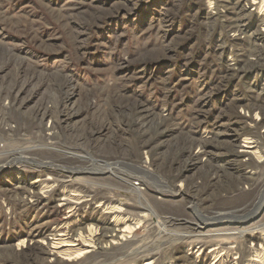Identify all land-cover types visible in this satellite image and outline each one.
<instances>
[{
  "label": "rangeland",
  "instance_id": "374dc122",
  "mask_svg": "<svg viewBox=\"0 0 264 264\" xmlns=\"http://www.w3.org/2000/svg\"><path fill=\"white\" fill-rule=\"evenodd\" d=\"M263 189L264 0H0V264H264Z\"/></svg>",
  "mask_w": 264,
  "mask_h": 264
},
{
  "label": "bare ground",
  "instance_id": "6f19581e",
  "mask_svg": "<svg viewBox=\"0 0 264 264\" xmlns=\"http://www.w3.org/2000/svg\"><path fill=\"white\" fill-rule=\"evenodd\" d=\"M104 168L105 169H103L102 171H106L107 173H110L111 175L118 176V177L122 178L121 175L119 173H117L119 166L107 165ZM82 171H86V170H84V169H80V171L78 170V172H82ZM99 173H101V171H99ZM193 209H194L195 216L198 219L202 220L203 226L205 228L215 227V226H219V225L221 226L224 224L243 226V225H246L247 223L254 222L259 217L261 212L263 211V209H264V189L261 192L260 196L258 197L256 203L254 204V207L251 209L247 218H244L241 221L236 216H233L232 214H228V213L216 216L215 220H214V218H213V220H211V219L209 220V219H206L205 217H203L202 214H199L197 211H195L196 210L195 207ZM262 229H264V225L263 226H255V227H252V228H249L246 230H241V231H239V234L240 235H246V234L252 235V234L258 233ZM122 236H123V234L121 235V238H123ZM86 252H88V251H85L84 253H86Z\"/></svg>",
  "mask_w": 264,
  "mask_h": 264
}]
</instances>
